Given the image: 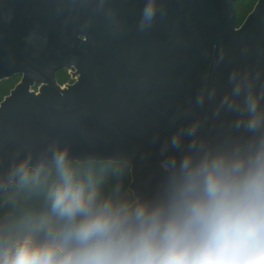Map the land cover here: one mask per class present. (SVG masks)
I'll return each mask as SVG.
<instances>
[{"label":"water","instance_id":"obj_1","mask_svg":"<svg viewBox=\"0 0 264 264\" xmlns=\"http://www.w3.org/2000/svg\"><path fill=\"white\" fill-rule=\"evenodd\" d=\"M9 1L37 19L0 24V84L21 75L0 102V201L19 185L11 169L28 157L31 167L51 168L54 145L67 147L73 162L129 165L133 199L152 202L169 175L162 163L192 143L184 135L172 148L178 131L197 124L202 150L252 137L236 126L247 118L243 94L238 110L228 108L230 77H247L257 93L264 88V0L239 26L235 0H156L143 28L146 0ZM72 64L75 82L61 85L55 71Z\"/></svg>","mask_w":264,"mask_h":264},{"label":"clouds","instance_id":"obj_2","mask_svg":"<svg viewBox=\"0 0 264 264\" xmlns=\"http://www.w3.org/2000/svg\"><path fill=\"white\" fill-rule=\"evenodd\" d=\"M156 13V0H146L141 27ZM230 79L228 108L238 110L243 94L240 115L247 118L236 126L252 137L230 149L202 150L197 124L178 131L172 148L184 135L193 140L181 158L162 163L169 175L155 201L122 197L120 185L105 196L74 166L67 147H52L51 168L31 167V157L17 163L10 176L45 186L54 220L26 234L0 228V264H264V88L257 93L236 73Z\"/></svg>","mask_w":264,"mask_h":264},{"label":"trees","instance_id":"obj_3","mask_svg":"<svg viewBox=\"0 0 264 264\" xmlns=\"http://www.w3.org/2000/svg\"><path fill=\"white\" fill-rule=\"evenodd\" d=\"M258 0H235L233 8L237 26L241 25L246 16L253 10ZM18 78H11L0 84V102L9 90L14 87ZM74 166L85 175H91L98 183L105 196L115 195L117 185H120L119 195L133 199L129 190L131 173L129 165L123 162H73ZM54 175V172H53ZM46 187L43 185H11L8 194L1 197L0 217L9 215L6 231L12 234L37 232L43 222L54 220L50 202L46 198Z\"/></svg>","mask_w":264,"mask_h":264},{"label":"flooded vegetation","instance_id":"obj_4","mask_svg":"<svg viewBox=\"0 0 264 264\" xmlns=\"http://www.w3.org/2000/svg\"><path fill=\"white\" fill-rule=\"evenodd\" d=\"M13 3L9 0H0V7H3L4 11L0 13V24L9 25L11 21H16L17 25L25 26L29 24H34L33 20H36V16L22 9H11L10 4ZM71 67H62L55 71L57 81L63 84H73L75 80L72 78L71 74L76 70L74 64L70 65ZM11 78H18L15 85L20 81L21 75H14ZM14 85V86H15ZM12 89V88H11ZM10 89V90H11ZM9 90V92H10Z\"/></svg>","mask_w":264,"mask_h":264}]
</instances>
